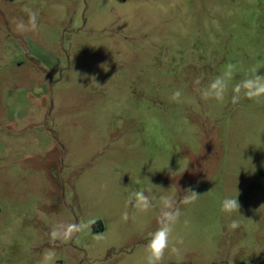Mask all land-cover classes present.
I'll list each match as a JSON object with an SVG mask.
<instances>
[{
  "label": "rangeland",
  "instance_id": "374dc122",
  "mask_svg": "<svg viewBox=\"0 0 264 264\" xmlns=\"http://www.w3.org/2000/svg\"><path fill=\"white\" fill-rule=\"evenodd\" d=\"M228 63L224 102L202 99ZM253 66L264 0H0V264H146L165 195L183 243L162 264H264V101L231 103Z\"/></svg>",
  "mask_w": 264,
  "mask_h": 264
},
{
  "label": "clouds",
  "instance_id": "9594fccd",
  "mask_svg": "<svg viewBox=\"0 0 264 264\" xmlns=\"http://www.w3.org/2000/svg\"><path fill=\"white\" fill-rule=\"evenodd\" d=\"M31 27L35 29L36 14H32L29 20ZM237 72V67L234 64L228 63L225 65L222 74L216 76L210 80L206 85L197 87L196 91L200 94L202 99H213L217 102H224L226 94L229 90V84L234 79ZM250 75L239 80L232 85L231 103L237 104L241 98H245L254 102L264 101V74H260L257 67L253 66L249 69ZM196 85H201V80L197 78L195 80ZM182 97V91L177 89L172 92L170 100L175 103H180ZM200 195L195 191L189 189L181 199L184 204L194 203ZM160 219L159 227L150 234V238L146 244V264H162L165 253L170 249L172 252H178L179 249L175 244H182L183 238L176 237L175 244L173 243V233L175 232L176 225L180 221L181 211L177 206V201L173 196H161L160 198ZM129 204L139 212H147L153 207L152 199L143 190H133L129 193ZM240 204L237 197H225L221 201L220 210L228 215L234 212H239ZM122 219L127 221L129 219V213L126 211L122 213ZM95 220H88L80 224H72L65 231L63 240L66 242L72 238L76 232H82L94 224ZM187 223V220L184 221ZM239 227L237 221L233 220L230 224V228L236 229ZM56 233H53L55 238ZM99 238V237H97ZM55 252L50 250L46 252L41 260V264H52Z\"/></svg>",
  "mask_w": 264,
  "mask_h": 264
}]
</instances>
